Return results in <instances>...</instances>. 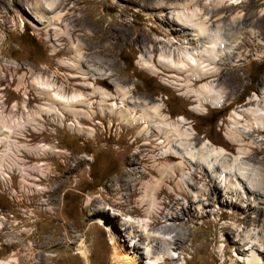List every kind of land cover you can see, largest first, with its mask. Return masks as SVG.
Wrapping results in <instances>:
<instances>
[{"label": "rangeland", "instance_id": "rangeland-1", "mask_svg": "<svg viewBox=\"0 0 264 264\" xmlns=\"http://www.w3.org/2000/svg\"><path fill=\"white\" fill-rule=\"evenodd\" d=\"M58 1L60 34L47 20L56 12L43 13L37 0H0V261L118 264V247L141 264H164L148 255L149 239L140 240L141 232L130 227L152 222L151 233L163 229L178 239L175 259L166 264H251L253 251L264 264V131L254 127L242 137L234 119L252 124L243 108L256 95L264 104V0ZM178 9L237 31L233 62L214 64L211 78L228 91L222 107L201 103L190 92L200 82L189 84L186 73L163 63V50L178 60L184 46L201 44L175 20ZM75 48L85 52L81 68L91 63L108 74L83 73L74 64ZM38 78L66 95L83 92L85 100L67 109L37 89ZM85 83L103 87L109 97ZM129 97L160 107L164 123L179 124L191 140L209 141L231 156L250 150L261 179L252 170L248 178L227 172L234 184L212 168L175 170L183 159L156 133L142 130L151 122L122 118V108L129 118L148 111L144 102L128 104ZM236 199L239 206L231 203ZM171 216L164 227L161 221ZM152 243L156 248L161 241Z\"/></svg>", "mask_w": 264, "mask_h": 264}, {"label": "bare ground", "instance_id": "bare-ground-1", "mask_svg": "<svg viewBox=\"0 0 264 264\" xmlns=\"http://www.w3.org/2000/svg\"><path fill=\"white\" fill-rule=\"evenodd\" d=\"M239 1L240 0H230L229 4L232 5L233 3H238ZM37 4L41 8L40 10L43 11V13L45 10L48 12H56V15H54L52 17L51 16L47 17V20H49L50 23L55 24L53 27L50 28V30L51 29H54V30L57 29V31L61 30V27L56 25V24L60 25L61 23H63V22H61V19L63 20V17H64V13H62L61 11L60 12L56 11V10H58V8H60L59 1L58 0H37ZM43 13H42V15H43ZM197 14L198 13L195 12L191 15V14H188L183 9H178V10H176V12H174V17H175V20L178 21L179 24L182 25L181 26L182 28L185 27L191 31V33L187 32V34L190 33L189 35H191V38H192L191 41H196L197 39L198 40L200 39V41H201L200 46H198V48L196 47L194 49H191L190 46H184L182 48L183 50L180 52L178 60L176 59V57H177L176 53H174V54L171 53L170 55H167V54H165V51L163 50V54H162L163 63H165L166 66L168 65L171 68L175 69L176 71H179L180 73H183V72L186 73L187 76L189 77V80H188L189 84L191 83L192 85H195L196 83L200 82V88L196 89V90H191L190 92H192L191 93L192 95H196L197 99L201 103H210L214 107H222V106H224L225 101L227 100L228 91L225 87H222L223 85L218 86L214 82L215 80H213V79L211 80V78L217 72V69H218V67L216 66L217 64H223L225 59H227V58L231 59V62H233L232 56H233V54H235L237 52L234 51V46L236 44L234 43L235 39H232V36L234 37V35H237V33L236 34L234 33L236 30H233L231 33L230 32L231 28L228 27L225 24V22H223V21H221L219 23L213 22L212 26L207 24L206 22H204V21H207L204 18H203V21H200V22L196 21L198 19V18H195V17H197ZM67 27H68V29H66V30L70 31L71 28L69 29L68 25H67ZM58 33L60 34V31ZM238 33H240V32H238ZM238 36H240V35H238ZM238 36H236V37L240 38ZM237 38H236V40H237ZM70 39H71V37H70ZM52 46L55 47L56 43H53ZM75 52H76V58H75L74 64H75V66H78V68L83 70V73L86 74V73L92 72V73H94V75H96L97 79L100 77L106 76L108 74V71L106 69L100 67V65L97 66L95 64L88 63V65H85L86 69L81 68L80 67L81 64H83L85 61H87V59L84 58L85 52H83V51L80 52V49H76V48H75ZM148 57L145 53H142V58L146 63H149ZM160 62H161V60H160ZM171 63H173V64H171ZM234 63H235V61H234ZM214 64H216V65H214ZM151 66H153V65H151ZM153 69H156V68H153ZM77 76L84 77V75H77ZM37 81L41 84L37 88V89H39V91L47 93L48 95H50L52 97V99H54L56 101H60L63 104V106H65L66 108L68 107V105L72 106L76 102H83L85 100L84 99L85 96H84L83 92H79V93H76L73 95H66L63 92H61L60 90H58L57 88H55L54 85L51 84V82H49V81H44L40 78H38ZM191 81H193L194 83H192ZM115 83H116V85L120 86L119 85L120 83L118 81ZM85 86H89L90 88H94L95 92H102L104 97H109V93L107 92V90L103 89V87L93 85V83H85ZM122 89H124V88H122ZM254 95H256V94H254ZM129 99H131V97H129ZM252 99L253 100H251V101H255V102H253L252 105L250 104L249 107L247 106L248 108H243V109H245L244 113L249 114L253 118V123L252 124H240L241 122L239 121V119L236 117L234 118L236 121L235 122L236 128H237L236 130L238 133H240V136H242V137H244V136L249 137L250 131H253L254 127L259 128V129L264 131V104L261 103V99L259 98L258 95H256L255 97H252ZM139 102L140 103L144 102L146 105L144 103H141V105L145 106L146 107L145 109L148 108V111H150L152 109L153 113L147 111V113L144 114L145 116L143 115L144 116L143 118L134 117V116H131L129 118V115H128L129 112L127 111V109L124 108V110H123V108H122L120 110V112H122V118L123 119H125V118L129 119L131 122H133V124L134 123L135 124L140 123V125L143 124L145 121L151 122V125H149V124L143 125L142 130L144 132H146L148 136L152 132L156 133L159 136L158 138L161 139L160 144L166 145V144L170 143V145H171L170 153L173 155H176L178 157H181L183 159L182 162L178 161V164H175V165H177L175 170L178 169V170L184 171L185 170L184 168H186V164H193L196 168L198 166H201L204 169H208V168L215 169L218 171L219 177L220 176H226L227 179H229V174L231 176L234 175L238 178H240V177H244V178L247 177L248 178V171L252 170V172L253 171L256 172L258 174L256 176L260 177V179H261V176L263 175V173H261V171L263 172V169L260 167V165H255V164H253V162H250V159L252 160L251 156L249 155L250 150L241 148L239 153L231 156L226 151V149L224 147H215L209 141H206L203 143V142H197L195 140H191L192 137L188 136L189 133L187 134V133L182 132L179 124L173 126V124H171V123H168V122L164 123V121H166V119L164 118L165 115L163 116L161 114V111H163V110H161V108L158 107L157 105H156V107L151 108L148 106L149 101L136 99V98H134L133 101H131V103H128V104H131V105L134 104L133 107L136 108L138 105L141 106L140 104H138ZM119 106H120V104H119ZM111 110H113V109L111 108ZM143 111H144V109H143ZM236 112H237V110H236ZM237 114L241 115L240 113H237ZM233 116H235V115H233ZM181 125H183V124H181ZM241 158H246V159L248 158V161H245V159L242 160ZM242 161H245L244 162L245 166H244V164L242 165L239 163ZM230 171H235V174L229 173L227 175V172H230ZM254 179H256V178H254ZM229 180L232 181L233 184L235 183V181H233V179L230 178ZM258 182H261V181L259 180ZM257 184L258 183H256V186H257ZM253 186L254 187H250L252 191L255 192V191L259 190V187H255V185H253ZM231 203H233L234 205L238 204V206H239V202L237 199L233 200ZM174 220H175V216H171V217H168L167 219L162 220L161 222L165 223L164 227H167L171 223L170 221H174ZM137 222H139V221H137ZM151 223H149L147 225L144 224L142 229L136 228V227H139L138 223H137L138 226L136 225V222L132 223L130 225V227L134 226L136 231H139V233L141 232V234H139L140 240L141 239H149L148 243H149V246L151 249L149 250L148 255L155 256L156 261L158 263L161 262V263L166 264V262L168 260L175 259L174 256H176V254L174 251V246L178 245V239L175 236H172V234H169L168 237H166L165 233H163L164 232L163 229L158 230V232L154 231L151 233V230L149 231L150 228H148L149 226L152 228ZM154 240L155 241L156 240L161 241L160 245H157V247H156L158 249L157 251L155 250L156 248H155L154 244L152 243ZM160 251H161L162 255H159ZM79 253L86 259V262L88 263V259H87L88 258L87 257L88 256V250H87V248L85 246L81 245L79 248ZM156 254H158V255H156ZM114 259L118 264H141L139 262V259L137 258V256H135V253H131L130 251H128L126 249H122V248H118V247L116 248V252L114 254ZM249 261L251 264H260L261 263V257H260V255H258V253L253 251V258L249 259ZM0 264H7V263L0 261Z\"/></svg>", "mask_w": 264, "mask_h": 264}]
</instances>
